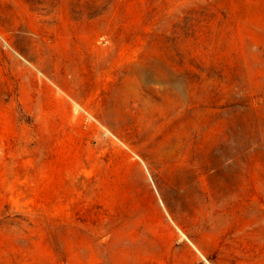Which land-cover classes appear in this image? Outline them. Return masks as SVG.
I'll return each instance as SVG.
<instances>
[{
  "label": "rangeland",
  "instance_id": "1",
  "mask_svg": "<svg viewBox=\"0 0 264 264\" xmlns=\"http://www.w3.org/2000/svg\"><path fill=\"white\" fill-rule=\"evenodd\" d=\"M0 264H264V0H0Z\"/></svg>",
  "mask_w": 264,
  "mask_h": 264
}]
</instances>
